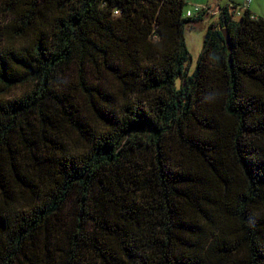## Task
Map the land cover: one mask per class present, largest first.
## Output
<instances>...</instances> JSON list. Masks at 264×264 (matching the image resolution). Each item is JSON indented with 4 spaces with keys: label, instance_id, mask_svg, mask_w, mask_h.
Here are the masks:
<instances>
[{
    "label": "trees",
    "instance_id": "obj_1",
    "mask_svg": "<svg viewBox=\"0 0 264 264\" xmlns=\"http://www.w3.org/2000/svg\"><path fill=\"white\" fill-rule=\"evenodd\" d=\"M185 4L0 0V264H264V17Z\"/></svg>",
    "mask_w": 264,
    "mask_h": 264
},
{
    "label": "rangeland",
    "instance_id": "obj_2",
    "mask_svg": "<svg viewBox=\"0 0 264 264\" xmlns=\"http://www.w3.org/2000/svg\"><path fill=\"white\" fill-rule=\"evenodd\" d=\"M184 11L193 10L195 5L209 7L208 13L202 19L188 26L185 29V41L190 53V59L187 62V69L192 73L196 67L199 55L203 48L204 35L207 27L211 23L219 21V8L225 6L231 7L234 4L240 6L245 4L246 0H185ZM248 9L256 17H264V0H250ZM237 11H240L238 8ZM239 14H235L234 20L239 21ZM177 85H181V80L177 79Z\"/></svg>",
    "mask_w": 264,
    "mask_h": 264
},
{
    "label": "built area",
    "instance_id": "obj_3",
    "mask_svg": "<svg viewBox=\"0 0 264 264\" xmlns=\"http://www.w3.org/2000/svg\"><path fill=\"white\" fill-rule=\"evenodd\" d=\"M249 3H250V0H246L245 4H244L241 8H240V7H237L236 10H235V14L237 13V14L241 15V13H242L246 8L249 7ZM238 8L240 9V11H237ZM203 10H208V7H205V6H203V5H195V6L193 7V10H187V11H186V15H187V16H192V15L197 14V13L203 11Z\"/></svg>",
    "mask_w": 264,
    "mask_h": 264
},
{
    "label": "water",
    "instance_id": "obj_4",
    "mask_svg": "<svg viewBox=\"0 0 264 264\" xmlns=\"http://www.w3.org/2000/svg\"><path fill=\"white\" fill-rule=\"evenodd\" d=\"M222 33H223V35L225 37L227 45L230 46L231 42H230L229 32L227 31V29H222Z\"/></svg>",
    "mask_w": 264,
    "mask_h": 264
}]
</instances>
